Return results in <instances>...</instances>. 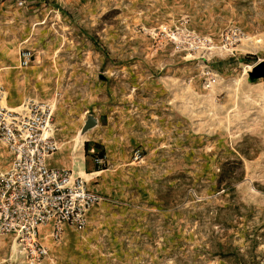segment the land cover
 Masks as SVG:
<instances>
[{
  "label": "rangeland",
  "instance_id": "374dc122",
  "mask_svg": "<svg viewBox=\"0 0 264 264\" xmlns=\"http://www.w3.org/2000/svg\"><path fill=\"white\" fill-rule=\"evenodd\" d=\"M262 60L264 0H0L7 105L49 102L48 164L102 196L40 260L0 236V264H264Z\"/></svg>",
  "mask_w": 264,
  "mask_h": 264
},
{
  "label": "built area",
  "instance_id": "2783aa9c",
  "mask_svg": "<svg viewBox=\"0 0 264 264\" xmlns=\"http://www.w3.org/2000/svg\"><path fill=\"white\" fill-rule=\"evenodd\" d=\"M30 60L31 53H24L23 64ZM53 119L49 102L29 99L9 107L0 83V142L9 153L8 167L0 172V236L13 237L33 260L47 253V236L83 228L102 200L81 173L48 164L59 149Z\"/></svg>",
  "mask_w": 264,
  "mask_h": 264
},
{
  "label": "water",
  "instance_id": "95a60500",
  "mask_svg": "<svg viewBox=\"0 0 264 264\" xmlns=\"http://www.w3.org/2000/svg\"><path fill=\"white\" fill-rule=\"evenodd\" d=\"M250 80L254 81L260 78H264V60L258 62L252 67V70L248 72ZM97 125L96 117L90 115L85 122L83 132L88 131L90 128Z\"/></svg>",
  "mask_w": 264,
  "mask_h": 264
},
{
  "label": "crops",
  "instance_id": "0c3cea01",
  "mask_svg": "<svg viewBox=\"0 0 264 264\" xmlns=\"http://www.w3.org/2000/svg\"><path fill=\"white\" fill-rule=\"evenodd\" d=\"M67 155H68V153H67ZM65 157V156H64ZM64 157H61V158H57L55 161H56V163L57 164H60V165H63L64 166V168L65 167H69V164L68 163H70V161H66V158L64 159ZM61 168V167H60ZM63 168V167H62Z\"/></svg>",
  "mask_w": 264,
  "mask_h": 264
},
{
  "label": "trees",
  "instance_id": "16d2710c",
  "mask_svg": "<svg viewBox=\"0 0 264 264\" xmlns=\"http://www.w3.org/2000/svg\"><path fill=\"white\" fill-rule=\"evenodd\" d=\"M55 7H57V8H59V9H61V6H59L58 4H56L55 5ZM95 41V43H97V41L96 40H94ZM103 155V154H102ZM103 157V156H102Z\"/></svg>",
  "mask_w": 264,
  "mask_h": 264
}]
</instances>
